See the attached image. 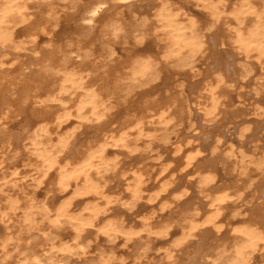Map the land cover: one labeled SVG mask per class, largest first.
<instances>
[{
    "label": "clouds",
    "instance_id": "clouds-1",
    "mask_svg": "<svg viewBox=\"0 0 264 264\" xmlns=\"http://www.w3.org/2000/svg\"><path fill=\"white\" fill-rule=\"evenodd\" d=\"M0 264H264V0H0Z\"/></svg>",
    "mask_w": 264,
    "mask_h": 264
}]
</instances>
